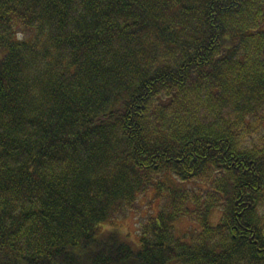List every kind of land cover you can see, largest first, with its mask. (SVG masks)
Segmentation results:
<instances>
[{
    "label": "trees",
    "instance_id": "1",
    "mask_svg": "<svg viewBox=\"0 0 264 264\" xmlns=\"http://www.w3.org/2000/svg\"><path fill=\"white\" fill-rule=\"evenodd\" d=\"M0 49V264H264V0H0Z\"/></svg>",
    "mask_w": 264,
    "mask_h": 264
},
{
    "label": "rangeland",
    "instance_id": "2",
    "mask_svg": "<svg viewBox=\"0 0 264 264\" xmlns=\"http://www.w3.org/2000/svg\"><path fill=\"white\" fill-rule=\"evenodd\" d=\"M5 54V50L0 49V58ZM137 202L139 205L138 215L129 213L120 218L108 221L102 224L103 228L116 229L125 239L130 241L138 240V216L142 218L146 215L155 214L158 209V200L154 198V190L150 188L145 193L138 195ZM264 212V208L261 209ZM215 223V220H212ZM191 225L187 220H179L174 224V233L176 236H182L184 230Z\"/></svg>",
    "mask_w": 264,
    "mask_h": 264
}]
</instances>
